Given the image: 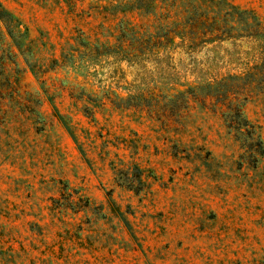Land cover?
<instances>
[{
  "label": "rangeland",
  "instance_id": "374dc122",
  "mask_svg": "<svg viewBox=\"0 0 264 264\" xmlns=\"http://www.w3.org/2000/svg\"><path fill=\"white\" fill-rule=\"evenodd\" d=\"M0 4V264H264V0Z\"/></svg>",
  "mask_w": 264,
  "mask_h": 264
},
{
  "label": "trees",
  "instance_id": "16d2710c",
  "mask_svg": "<svg viewBox=\"0 0 264 264\" xmlns=\"http://www.w3.org/2000/svg\"><path fill=\"white\" fill-rule=\"evenodd\" d=\"M198 1V0H197ZM210 2H215V1H222V0H209ZM228 5L230 6V9H237L235 6L233 5H230L228 3ZM192 9L194 10H198L197 7H192ZM234 12V11H233ZM230 12H226V14H229ZM4 14H6V11L2 8L1 4H0V20L1 22L5 25V27L7 28V30L9 31L10 34H12V32L14 31V29H10V20L9 19H6L4 18ZM205 20L204 22H213L215 20V16L214 15H211L210 12L206 11L205 13H201L200 15V18H195V19H190L189 21L191 23H197L198 21H201V20Z\"/></svg>",
  "mask_w": 264,
  "mask_h": 264
}]
</instances>
